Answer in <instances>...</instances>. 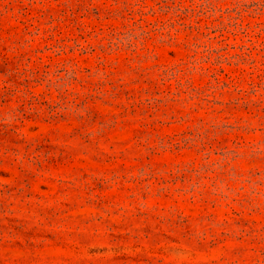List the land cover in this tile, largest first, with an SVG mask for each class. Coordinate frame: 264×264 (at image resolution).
Instances as JSON below:
<instances>
[{
	"label": "rangeland",
	"instance_id": "374dc122",
	"mask_svg": "<svg viewBox=\"0 0 264 264\" xmlns=\"http://www.w3.org/2000/svg\"><path fill=\"white\" fill-rule=\"evenodd\" d=\"M0 264H264V0H0Z\"/></svg>",
	"mask_w": 264,
	"mask_h": 264
}]
</instances>
